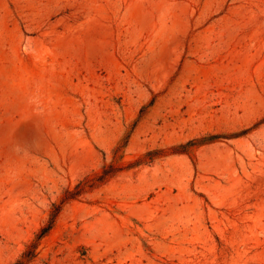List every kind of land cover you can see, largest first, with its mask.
Listing matches in <instances>:
<instances>
[{
    "label": "rangeland",
    "instance_id": "1",
    "mask_svg": "<svg viewBox=\"0 0 264 264\" xmlns=\"http://www.w3.org/2000/svg\"><path fill=\"white\" fill-rule=\"evenodd\" d=\"M53 207L29 264H264V0H0V264Z\"/></svg>",
    "mask_w": 264,
    "mask_h": 264
},
{
    "label": "trees",
    "instance_id": "2",
    "mask_svg": "<svg viewBox=\"0 0 264 264\" xmlns=\"http://www.w3.org/2000/svg\"><path fill=\"white\" fill-rule=\"evenodd\" d=\"M141 162H142V160L137 161L136 163L131 164V165H136V164H139ZM119 170H120L119 167H117L115 165H109V166L103 168L101 175L97 176L94 179V181L101 183L107 177H110L111 175L115 174ZM67 198H71V197L68 196ZM59 212H60V207H53V210L51 211L45 226L40 229V231L36 234L35 239L25 247V250L23 251L21 256L13 264H29L35 258L36 250L38 247V243L36 242V240H40V239L44 238L51 231Z\"/></svg>",
    "mask_w": 264,
    "mask_h": 264
}]
</instances>
